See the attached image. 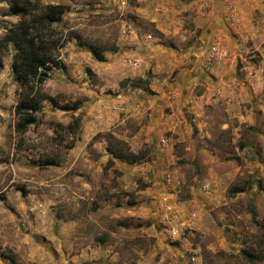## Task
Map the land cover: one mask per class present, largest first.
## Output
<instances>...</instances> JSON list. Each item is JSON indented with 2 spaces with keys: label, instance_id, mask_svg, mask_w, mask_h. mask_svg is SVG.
<instances>
[{
  "label": "rangeland",
  "instance_id": "374dc122",
  "mask_svg": "<svg viewBox=\"0 0 264 264\" xmlns=\"http://www.w3.org/2000/svg\"><path fill=\"white\" fill-rule=\"evenodd\" d=\"M10 4L0 264H264V0H33L23 17ZM51 4L65 12L44 35L65 66L36 84L20 131L28 88L8 39Z\"/></svg>",
  "mask_w": 264,
  "mask_h": 264
},
{
  "label": "trees",
  "instance_id": "16d2710c",
  "mask_svg": "<svg viewBox=\"0 0 264 264\" xmlns=\"http://www.w3.org/2000/svg\"><path fill=\"white\" fill-rule=\"evenodd\" d=\"M11 2V10L7 14L27 16L33 4V0H3ZM65 7L62 4H51L39 13L36 17L24 18L21 29L12 33L8 40H15L18 47V53L13 63L17 78L24 84H27L28 91L21 102L16 105L15 111L18 115L15 127L17 130H25L30 123L36 120L35 112L39 109L44 96L40 87L36 84H43L49 75L52 67L60 65L65 66L59 61L54 53V40H50L44 35V29L50 28L51 23L62 18ZM23 19V18H22ZM96 57L102 58V52L94 49ZM30 77H36V81L28 83ZM111 153L119 158H126L130 161L136 160L133 152H127L123 148L111 147ZM52 159H46L45 163H53ZM241 189V188H239ZM243 189V188H242ZM247 255L253 261H261L262 257L252 251H247Z\"/></svg>",
  "mask_w": 264,
  "mask_h": 264
}]
</instances>
